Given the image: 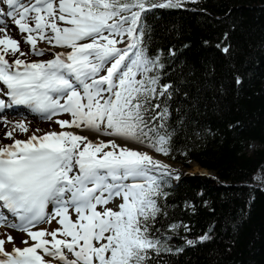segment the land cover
<instances>
[{"label":"snow or ice","instance_id":"obj_1","mask_svg":"<svg viewBox=\"0 0 264 264\" xmlns=\"http://www.w3.org/2000/svg\"><path fill=\"white\" fill-rule=\"evenodd\" d=\"M196 2L0 0V110L26 106L61 129L17 121L4 134L0 226L28 239L19 247L0 233V264H151L171 251L155 223L172 173L138 146L169 154L175 89L160 82L164 64L145 46L144 22L154 9Z\"/></svg>","mask_w":264,"mask_h":264},{"label":"trees","instance_id":"obj_2","mask_svg":"<svg viewBox=\"0 0 264 264\" xmlns=\"http://www.w3.org/2000/svg\"><path fill=\"white\" fill-rule=\"evenodd\" d=\"M144 28L149 54L164 64L160 82L175 89L169 154L149 149L210 175L164 178L155 228L171 251L151 264H264V0L154 9ZM204 234L211 239L200 242Z\"/></svg>","mask_w":264,"mask_h":264},{"label":"rangeland","instance_id":"obj_3","mask_svg":"<svg viewBox=\"0 0 264 264\" xmlns=\"http://www.w3.org/2000/svg\"><path fill=\"white\" fill-rule=\"evenodd\" d=\"M0 117L6 118V119L9 118L11 120V122H14V123H16L17 121L26 122V120L28 122H30L32 125H35V123H41L40 126H42L44 128H48L50 124H54L51 121L44 119L42 116L38 117L36 115H33V114L30 115L29 113H25V112H20V113L17 112L16 114H13V115L0 113ZM53 119H69V117L65 114V115H60L58 117H54ZM3 124H4L3 119H0V133H2V131L5 129V127L12 125V124H9V125H5V124L3 125ZM54 125H56V124H54ZM56 126L59 127V125H56ZM69 130H71V129H69ZM139 147H141L143 149V151H147L149 153V155H152L155 159H158L163 164L167 165L168 171L172 173V175L169 177H171L173 179V181H177V179H179V177L187 176L185 173H189V174L198 173L193 167V166H195L194 164H190V167L186 170L185 168L181 167L179 164L166 162L162 158H160L159 156L155 155L154 153L149 152L146 148H144L142 146H139ZM255 147H256V145L254 143H249L246 147V151L249 153L250 151L254 150ZM207 174H209V173H207ZM38 227L42 228V229L52 230V229L58 227V225L56 224L55 221H53L51 224H46V223L40 224V225H38Z\"/></svg>","mask_w":264,"mask_h":264},{"label":"bare ground","instance_id":"obj_4","mask_svg":"<svg viewBox=\"0 0 264 264\" xmlns=\"http://www.w3.org/2000/svg\"><path fill=\"white\" fill-rule=\"evenodd\" d=\"M4 5H2V4H0V7H3ZM26 35V34H25ZM22 46V48L24 47V45L22 44L21 45ZM38 59V58H37ZM0 112H8V110L5 108V109H2V110H0ZM35 113V112H34ZM36 114H38V113H36ZM0 119H3V123L5 124V125H9V124H12V125H9V126H7V127H5V129L2 131V133H0V143H4V144H10V143H12V141L10 140V139H6L5 138V136H4V134H5V132H7V131H13V128H14V125H15V123L14 122H11V120L8 118V119H6V118H2V117H0ZM21 120V119H20ZM15 121V120H14ZM28 126H29V128H30V130H35V129H42V130H44V131H49V130H61L59 127H57L56 125H54V124H50L49 125V127L48 128H44V127H42V126H40V124L41 123H35V125H32L30 122H28L27 120H26V122H25ZM3 124V125H4ZM47 126V125H46ZM3 128V127H2ZM14 135H15V137L16 138H18V139H24V138H26V134L25 133H21V132H19V131H16V132H14ZM139 147V146H138ZM141 150H143L141 147H139ZM158 160V159H157ZM161 160V159H160ZM194 167V169L197 171V172H201V173H204L205 171H203V170H200V169H198V168H196L195 166H193ZM7 232H10L14 237H15V240H16V245L17 246H19V247H22L23 245L20 243V241L21 240H23V239H28V237L26 236V234L25 233H23V232H16L15 231V229H9V228H6V227H3V226H0V233H7ZM6 247L7 248H11V245H6Z\"/></svg>","mask_w":264,"mask_h":264},{"label":"water","instance_id":"obj_5","mask_svg":"<svg viewBox=\"0 0 264 264\" xmlns=\"http://www.w3.org/2000/svg\"><path fill=\"white\" fill-rule=\"evenodd\" d=\"M150 150V149H149ZM151 151V150H150ZM204 171V170H203ZM188 177H195V176H205V177H209L210 175L207 174V172L205 171L204 173L198 172L196 174H189V173H185Z\"/></svg>","mask_w":264,"mask_h":264}]
</instances>
